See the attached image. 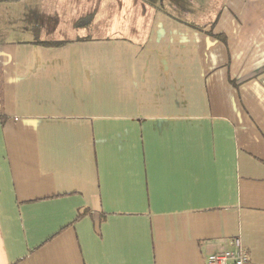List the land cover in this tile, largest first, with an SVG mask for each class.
I'll return each instance as SVG.
<instances>
[{
  "label": "crops",
  "instance_id": "0c3cea01",
  "mask_svg": "<svg viewBox=\"0 0 264 264\" xmlns=\"http://www.w3.org/2000/svg\"><path fill=\"white\" fill-rule=\"evenodd\" d=\"M264 264V0H0V264Z\"/></svg>",
  "mask_w": 264,
  "mask_h": 264
},
{
  "label": "built area",
  "instance_id": "2783aa9c",
  "mask_svg": "<svg viewBox=\"0 0 264 264\" xmlns=\"http://www.w3.org/2000/svg\"><path fill=\"white\" fill-rule=\"evenodd\" d=\"M234 250L210 255L206 259V264H247V257L241 249L239 242H234Z\"/></svg>",
  "mask_w": 264,
  "mask_h": 264
}]
</instances>
